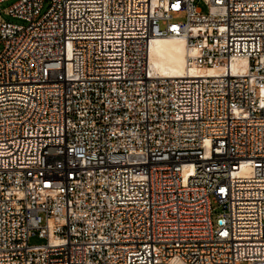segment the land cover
<instances>
[{
	"label": "built area",
	"instance_id": "built-area-1",
	"mask_svg": "<svg viewBox=\"0 0 264 264\" xmlns=\"http://www.w3.org/2000/svg\"><path fill=\"white\" fill-rule=\"evenodd\" d=\"M205 2L0 13V264H264V0ZM169 35L196 75L154 72Z\"/></svg>",
	"mask_w": 264,
	"mask_h": 264
},
{
	"label": "bare ground",
	"instance_id": "bare-ground-1",
	"mask_svg": "<svg viewBox=\"0 0 264 264\" xmlns=\"http://www.w3.org/2000/svg\"><path fill=\"white\" fill-rule=\"evenodd\" d=\"M184 36H163L156 37L151 44V67L155 73L163 77H183L188 73L196 75L198 67L189 69L188 57L193 55ZM240 62H236L237 68ZM206 72L215 75L218 69L215 67L202 68L201 73Z\"/></svg>",
	"mask_w": 264,
	"mask_h": 264
},
{
	"label": "rangeland",
	"instance_id": "rangeland-1",
	"mask_svg": "<svg viewBox=\"0 0 264 264\" xmlns=\"http://www.w3.org/2000/svg\"><path fill=\"white\" fill-rule=\"evenodd\" d=\"M17 0H7L4 1L0 4V13H1V17L8 22H15V23H24L23 20L18 19L16 17H13L11 15H8L6 13H4L3 10L9 8L13 3H15ZM196 6L203 12V13H208L209 8H208V4L205 2V0H196ZM46 9H44L43 12H45ZM186 19L185 16V11L182 14L179 15H175V20L176 21H183ZM0 48H2V45L0 46ZM46 242L45 238H42L38 235L32 236L30 238V244L31 245H40V244H44Z\"/></svg>",
	"mask_w": 264,
	"mask_h": 264
}]
</instances>
